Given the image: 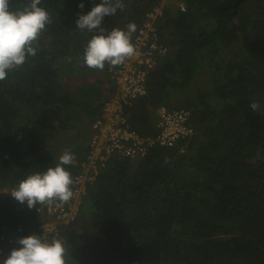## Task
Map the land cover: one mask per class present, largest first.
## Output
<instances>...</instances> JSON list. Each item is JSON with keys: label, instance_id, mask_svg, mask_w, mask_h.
<instances>
[{"label": "trees", "instance_id": "trees-1", "mask_svg": "<svg viewBox=\"0 0 264 264\" xmlns=\"http://www.w3.org/2000/svg\"><path fill=\"white\" fill-rule=\"evenodd\" d=\"M163 1L122 0L123 10L101 27L107 35L134 23V36L154 11L167 51L147 74L146 94L123 113L132 130L148 137L157 133L158 108L185 107L195 132L155 144L140 158L110 159L88 186L77 218L60 226L70 264H264V0H173L158 14ZM100 2L41 0L51 23L34 45L36 55L0 81L6 233L21 226L23 237L36 234L40 205L29 209L11 190L55 167L65 149L76 157L75 166H65L73 179L87 156L91 125L115 92L116 66L101 71L84 63L98 30L76 28L79 15Z\"/></svg>", "mask_w": 264, "mask_h": 264}, {"label": "clouds", "instance_id": "clouds-1", "mask_svg": "<svg viewBox=\"0 0 264 264\" xmlns=\"http://www.w3.org/2000/svg\"><path fill=\"white\" fill-rule=\"evenodd\" d=\"M40 4L41 0H30L27 4L16 5L14 8L10 6V0H0V81L5 80L10 71L24 65L27 57L36 55L37 48L34 45L45 31L46 25L51 23L49 13L40 7ZM83 7V3L78 5L80 9ZM123 8L122 0H101L99 4L92 7L91 11L79 15L76 20L77 29L99 32L89 40L84 50V63L88 68L102 71L106 64L113 67L119 66L135 55L136 49L131 42L132 35L137 29L134 23H129L126 30L115 28L107 35L104 34L105 29L101 27L105 17L114 15L117 9L123 10ZM162 8L156 9L158 14ZM249 107L255 112L259 105L253 102ZM161 108L156 110L159 119ZM180 109L189 112L188 125L192 128L191 134L180 137L185 139L195 132L190 123L193 112L185 107L168 110ZM159 132L157 126V133L152 137L155 138ZM175 141L161 146L172 145ZM155 144L160 145L157 142ZM75 164V155L65 149L55 167H50L43 173L36 172L28 175L11 190L10 196L20 204L26 203L29 209L37 208L38 205H51L57 201L67 203L73 196V179L65 166H75ZM81 169L82 165L78 173ZM17 243L20 247L11 250L8 257L3 260V264H70V252L66 243L59 237L47 241L42 236L33 234L19 239Z\"/></svg>", "mask_w": 264, "mask_h": 264}, {"label": "built area", "instance_id": "built-area-1", "mask_svg": "<svg viewBox=\"0 0 264 264\" xmlns=\"http://www.w3.org/2000/svg\"><path fill=\"white\" fill-rule=\"evenodd\" d=\"M180 7L184 10L182 4ZM147 16V20L131 39L136 49L135 55L113 68L115 92L105 103L101 116L91 125L89 150L86 161L81 164L80 173L73 178L72 198L67 203L57 201L51 205H40L36 209L44 219L36 228L35 235L42 236L47 241L59 237L65 242L60 226L72 223L77 218L88 186L96 180L100 170L112 156L131 159L143 157L156 142L165 145L192 133V128L188 125L189 112L183 109H160L157 125L160 132L155 138L142 137L132 130L123 113L124 105L146 94L147 74L155 67L157 56L167 51L153 25L156 14L152 11ZM6 227L0 226V264L10 254L11 246L24 238L21 226L10 228L8 233L5 232Z\"/></svg>", "mask_w": 264, "mask_h": 264}, {"label": "rangeland", "instance_id": "rangeland-1", "mask_svg": "<svg viewBox=\"0 0 264 264\" xmlns=\"http://www.w3.org/2000/svg\"><path fill=\"white\" fill-rule=\"evenodd\" d=\"M173 0H168V1H163L162 3H160L159 7H164L165 5H167L168 3L172 2ZM103 73V72H102ZM103 75L105 77L108 78V80L111 82V79H110V76H109V73H103ZM112 85L115 86V83L114 81L112 80ZM20 246H17V247H13L11 250L13 249H18ZM11 252V251H10ZM6 258H4L3 260H5Z\"/></svg>", "mask_w": 264, "mask_h": 264}]
</instances>
